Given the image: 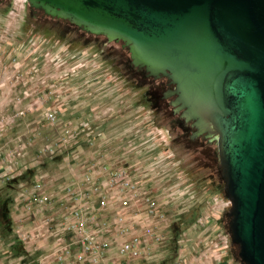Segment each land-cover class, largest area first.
Wrapping results in <instances>:
<instances>
[{
	"label": "rangeland",
	"instance_id": "374dc122",
	"mask_svg": "<svg viewBox=\"0 0 264 264\" xmlns=\"http://www.w3.org/2000/svg\"><path fill=\"white\" fill-rule=\"evenodd\" d=\"M36 8L0 0V235L9 255L41 264L53 247L50 220L65 211L63 187L128 168L149 198L134 205L148 232L139 264H245L229 233L216 132L186 118L167 72L134 63L120 39ZM97 211L112 243L101 263L127 264L116 253L117 205ZM23 227L37 229L29 250Z\"/></svg>",
	"mask_w": 264,
	"mask_h": 264
},
{
	"label": "water",
	"instance_id": "95a60500",
	"mask_svg": "<svg viewBox=\"0 0 264 264\" xmlns=\"http://www.w3.org/2000/svg\"><path fill=\"white\" fill-rule=\"evenodd\" d=\"M28 2L130 42L162 64L176 86L183 76L202 87L231 204V240L245 264H264V0Z\"/></svg>",
	"mask_w": 264,
	"mask_h": 264
},
{
	"label": "built area",
	"instance_id": "2783aa9c",
	"mask_svg": "<svg viewBox=\"0 0 264 264\" xmlns=\"http://www.w3.org/2000/svg\"><path fill=\"white\" fill-rule=\"evenodd\" d=\"M85 176L81 185L73 183L63 187L59 205L65 211L61 213L60 221L50 220L53 247L49 256L40 259V263L103 264V254L112 243L98 221L97 210L116 204V229L123 237L118 242L116 253L122 255L127 264L130 261V264H139L136 260L143 256L145 249L139 234L133 229V221L140 222L139 219L144 217V213L138 210L140 207L134 205L144 204L149 199L143 183L135 179V172L128 168L106 171L99 181L91 178L94 176L91 173ZM33 194L30 191L28 197ZM149 203L153 201L149 200Z\"/></svg>",
	"mask_w": 264,
	"mask_h": 264
},
{
	"label": "bare ground",
	"instance_id": "6f19581e",
	"mask_svg": "<svg viewBox=\"0 0 264 264\" xmlns=\"http://www.w3.org/2000/svg\"><path fill=\"white\" fill-rule=\"evenodd\" d=\"M106 37L109 39L114 38L111 33H107ZM122 42H125L129 46L131 51L130 55L132 56L134 63L144 64L154 73L165 71V69L162 67V64L150 58L133 44L125 40ZM182 78L183 76H178L179 84L176 86L178 94L176 100H178L179 105L183 107V112L186 118H192L198 129L203 128L208 133H211L214 131V128L206 119V115L209 112V103L204 90L198 85H192L190 81L185 78L184 80H186L189 84V86H187V83ZM193 86L196 88H193Z\"/></svg>",
	"mask_w": 264,
	"mask_h": 264
},
{
	"label": "crops",
	"instance_id": "0c3cea01",
	"mask_svg": "<svg viewBox=\"0 0 264 264\" xmlns=\"http://www.w3.org/2000/svg\"><path fill=\"white\" fill-rule=\"evenodd\" d=\"M0 167H2V165ZM29 192L28 193L27 192L26 193H22V192L20 193L19 192V193L20 194H27V196H28ZM14 193H15V191H14ZM16 198H17V196H16ZM142 219H139V221L141 220V222H139L140 227L135 229V231H136V233L139 234L141 240L144 241L146 239L145 237H146L148 232H147V230L144 227H141V224L143 225ZM16 220L17 221H19V220L22 221V218H21L20 214H19V216H17ZM18 232L20 234H22V237L24 238L23 241H24V244H25L27 250H29L31 248V247L29 248V246L34 241L36 242L37 239H38L37 236H36V233H35V232H37L36 227H34L33 229H32V227L26 228V229H25V227H23V228H20V230H18ZM8 244H9L8 242H4V239L0 235V264H19L20 257H19L18 254H13L12 253V254L9 255ZM143 246H144L145 250L148 249V246L145 245L144 243H143ZM8 255L10 256L9 258H4L5 256H8ZM140 259H137L136 262H139ZM130 263H131V261H130Z\"/></svg>",
	"mask_w": 264,
	"mask_h": 264
},
{
	"label": "flooded vegetation",
	"instance_id": "af4514ba",
	"mask_svg": "<svg viewBox=\"0 0 264 264\" xmlns=\"http://www.w3.org/2000/svg\"><path fill=\"white\" fill-rule=\"evenodd\" d=\"M36 9H37V10H41V11H43V10H42L41 8H39V7H37Z\"/></svg>",
	"mask_w": 264,
	"mask_h": 264
}]
</instances>
